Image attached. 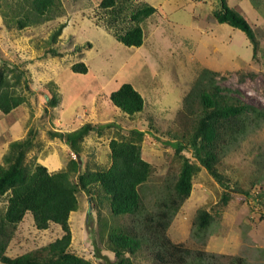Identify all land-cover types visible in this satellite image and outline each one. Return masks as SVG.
Returning <instances> with one entry per match:
<instances>
[{
	"label": "rangeland",
	"instance_id": "1",
	"mask_svg": "<svg viewBox=\"0 0 264 264\" xmlns=\"http://www.w3.org/2000/svg\"><path fill=\"white\" fill-rule=\"evenodd\" d=\"M100 1L55 0L49 13L36 17L28 0H0V68L16 66L24 73L20 83L12 88L23 102L8 115L0 112V131L10 143L13 138L25 140L29 132L35 134L34 146L25 155L27 168L43 163L52 169L59 162L65 170L67 163L78 157L72 155L68 146L65 148L63 139L51 134L70 133L90 124L94 131L80 143L81 171L86 165L109 168V142L122 138L137 141L131 132H142L137 144L150 167L146 182L137 190L143 201V215L155 216L159 201L172 193L179 174L182 160L171 144L175 143L174 135L181 137L189 129L190 119L184 129L187 123L180 122L179 113L204 67L218 73L216 82L220 87L235 91L232 96L264 112V0H251L254 10L248 13L236 8L254 33V57L252 44L238 29L229 33L231 28L222 25L223 34L220 32L217 37L214 28L200 33L201 20L217 25L213 16L219 5L217 0H209L210 5L204 6L209 19L196 17L189 7L169 11L168 21H162L155 36L150 26L141 25L145 42L139 48L126 47L116 40L131 26V9L145 2L167 0H132L129 9L115 21H111V10L100 8ZM22 22L35 23L19 28ZM57 31L60 32L54 37ZM50 49L59 56H51ZM228 60H233L234 65ZM76 63H83L87 73H73L71 66ZM7 77L11 78L12 73H7ZM125 83L133 85L142 96L140 113H122L101 93L95 104L88 106L95 92L116 91ZM58 91L69 94L67 107L60 102ZM52 98L56 100L54 106L48 104ZM14 119L18 121L19 134L9 131ZM253 119L254 114L246 116L245 132L236 135L218 161V171L229 179L226 204L222 203V194L227 190L193 159L192 163L200 169L192 177L190 195L172 215L165 231L175 249L154 252L153 257L150 250L143 248L131 257L133 264H177L171 256L174 252L182 257L180 264H264V119L257 124ZM10 143L0 152V164ZM183 154L191 156L189 151ZM76 198L78 208L68 218L71 250L92 264L112 263L114 257L108 251H101V258L95 256L96 244L104 246L106 242V233L100 229L131 226L136 221L112 216L108 202L100 205L95 194L78 192ZM1 200L0 213L4 208ZM201 210L212 216L204 230L198 229L196 223ZM27 214L6 247L5 254L11 258L46 246L64 233L52 223L46 230L36 229L30 222L31 214Z\"/></svg>",
	"mask_w": 264,
	"mask_h": 264
},
{
	"label": "trees",
	"instance_id": "2",
	"mask_svg": "<svg viewBox=\"0 0 264 264\" xmlns=\"http://www.w3.org/2000/svg\"><path fill=\"white\" fill-rule=\"evenodd\" d=\"M28 1L36 17L45 16L56 3L55 0ZM130 1L132 0H101L99 6L111 10V21H115L122 11L129 9ZM217 2L219 5L213 12L216 22L243 32L252 44L254 57L257 43L246 19L229 8L225 0H217ZM154 11V8L147 4H140L131 9L129 14L131 26L119 34L116 40L126 47L142 46L141 23ZM126 16L128 15L125 14ZM31 23L35 22H22L19 28ZM59 32L57 31L54 37ZM48 53L53 57L59 56L53 49ZM71 71L86 74L87 67L83 63H76L71 66ZM7 73H12V79L7 77ZM23 76V71L18 70L16 66L0 68L2 114H9L23 102L19 93L12 90L20 83ZM217 76L218 73L214 71L202 69L183 100L184 109L180 111L179 119L184 124L190 119L191 124H185L184 129L189 125V129L184 130L186 135L181 137L174 135L175 143L171 144L182 160L181 166L172 193L159 201V212L155 216L143 215L145 211L143 201L137 190L138 186L146 182L150 167V163L143 158L141 148L137 144V141L143 137L142 132H131L137 137V141L132 138H122L120 141L112 139L109 142L111 160L109 168L102 169L96 166L91 168L86 165L84 171L80 170L79 164L82 150L80 143L94 131V127L86 124L70 133H52V137L64 140L78 160H70L67 169L51 174L40 164L33 163L30 168L24 165L26 153L34 146V133L29 132L25 140L10 143L9 150L0 164V199L3 198L7 202L6 211L0 219V264H92L89 260L76 255L70 248L68 218L70 213L78 208L76 198L78 192L90 196L95 194L100 205L107 201L112 216L120 219L128 217L131 218V222L133 219L136 221V224L131 226L116 225L105 231L100 229L101 233H106V242L104 246L96 244V257H100L101 251H108L114 257V261L109 264H133L131 257L137 256L143 248L150 250L153 257L154 252L167 253L169 250H174L175 247L166 238L165 231L172 215L189 197L192 177L200 166L203 167L221 187L227 190L222 194V203L226 204L230 186L229 179L217 168L220 155L225 148H228L231 141L236 140V135L245 132V120L248 114H254L253 122L256 124L257 121L264 119L263 111L232 96L235 91L220 87L216 82ZM25 83V88L29 89L27 82ZM109 100L114 107L128 116L143 110V98L131 84H122L110 94ZM55 103L54 98L48 100L51 106ZM185 151L191 153L189 158L183 154ZM193 159L200 166L193 164ZM241 192L248 194V191L241 190ZM262 194L264 195V186ZM27 213L31 214L36 229L46 230L52 223L60 226L64 233L46 246L11 258L5 254L6 247ZM211 220L212 216L207 211H199L196 218L198 229H206ZM171 256L174 257L175 263H181L182 257L178 253H171ZM102 258L107 259V257ZM193 263L188 261L185 264Z\"/></svg>",
	"mask_w": 264,
	"mask_h": 264
},
{
	"label": "crops",
	"instance_id": "3",
	"mask_svg": "<svg viewBox=\"0 0 264 264\" xmlns=\"http://www.w3.org/2000/svg\"><path fill=\"white\" fill-rule=\"evenodd\" d=\"M205 1H206V3H205ZM211 1H213V0H211ZM233 1L234 0H225L226 5L229 8L234 9L235 11H237L236 8L239 9V10H241V11H245L247 13L254 10V5L252 4L251 0H235L234 2ZM152 3H154V2H152ZM152 3H150V2H145L144 3V4H147L150 7L154 8L155 11H154V13L150 17H148L147 19H145L142 22L141 25L142 26L144 25L145 27H149L150 26L149 28L155 33L154 36L156 34H158V32H160L162 21H168V19H169L168 18L169 17L168 16L169 15V11H172V10L173 11H176V10H179V9H182V10L185 9V10H187L189 7H191V9L193 11V14L196 17H201L200 15H202V17H204L205 19H209L208 16H207L209 14V11H207L204 8L205 5H207V6H208V4L210 5V1L209 0H167L165 3L164 2L163 3L158 2L157 4H152ZM232 3H233V5L234 4L235 5L232 6ZM201 18L199 20H201ZM215 22H216V20H215ZM199 25H200V27H199L200 33H202L203 31L204 32L205 31H208L209 32L210 30H213V28H214V30H216L215 32L217 33L216 34V37H217V35H220V32L223 34V30H222L223 27H222V25H226V24H219V23H217V25H218L217 26L216 23H207V21H202L201 20V24H199ZM230 28H231L230 29L231 31H229V33L234 32L236 30L235 28H232V27H230ZM230 36H231V34L228 35V37H230ZM144 42H145V39H143V44H144ZM228 62H230L229 64L234 65L233 60H231V61L228 60ZM204 68L209 69L207 66L204 67ZM58 92L60 93V102L63 105H65V107H67L68 102H69V101H67V99H68L67 97L69 96V94H66L65 91H58ZM112 92L113 91H97V92H95L92 95V97L89 99L88 106L91 105V104L92 105L95 104L96 97L99 95V93H101L103 97H106V99L108 100V102H110L109 96H110V94ZM16 124H18V121H15V119H14V121L9 124V129H10L9 131H11V129H13L14 132H16V133L18 132V134H19L20 133V131H19L20 128L18 126L19 124L18 125H16ZM17 126H18V129H17ZM14 127L16 129H14ZM3 133H4L3 131H0V152L3 151V148H5L6 144L8 145L11 142V141L10 142L9 141L6 142L5 138L2 137ZM14 141H18V139L14 140V138H13L12 139V142H14ZM65 148H67V145L66 144H65ZM1 157H2V155L0 156V160H1ZM41 164H42V166H44V167L47 168V171L50 174L51 173L60 172V171L63 170V167H62L61 164H59V162L54 163L55 165H52V169H48V167L45 164H43V163H41ZM1 201H2V204L4 205V208L1 209L3 211H2V213H0V219L3 217V215H4L5 211H6V207H7L6 200L2 198ZM26 215H28V214H26ZM25 216H24V218L22 219V221L19 224H21L24 221ZM30 222L31 223H34L33 222V219H31ZM19 224H18V226H19ZM18 226H17V228H18Z\"/></svg>",
	"mask_w": 264,
	"mask_h": 264
},
{
	"label": "clouds",
	"instance_id": "4",
	"mask_svg": "<svg viewBox=\"0 0 264 264\" xmlns=\"http://www.w3.org/2000/svg\"><path fill=\"white\" fill-rule=\"evenodd\" d=\"M72 155H74V153H72ZM74 156H75V155H74ZM79 164H80V165L82 164V161H81V160L79 161Z\"/></svg>",
	"mask_w": 264,
	"mask_h": 264
}]
</instances>
